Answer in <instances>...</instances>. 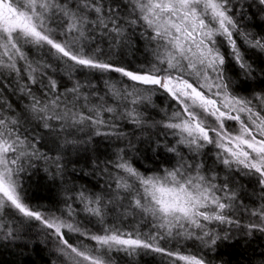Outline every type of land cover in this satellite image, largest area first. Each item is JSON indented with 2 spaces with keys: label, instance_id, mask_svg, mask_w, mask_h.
I'll use <instances>...</instances> for the list:
<instances>
[{
  "label": "snow or ice",
  "instance_id": "snow-or-ice-1",
  "mask_svg": "<svg viewBox=\"0 0 264 264\" xmlns=\"http://www.w3.org/2000/svg\"><path fill=\"white\" fill-rule=\"evenodd\" d=\"M246 6L255 7L264 21V0ZM244 8L245 0H0V76L7 74L9 84L15 79L29 99L17 113L0 96V242H23L24 227L35 221L42 226L45 246L54 244L51 264H116V254L134 256L140 250L161 254L170 264H212L204 255L184 252L183 242L214 249L218 241L232 239V228L245 236L264 233V94L234 93L216 39L227 40L234 60L250 75L252 65L234 34L261 52L264 37L241 27ZM137 33L151 47L152 61L146 69L132 70L113 56L131 47ZM60 67L70 80L79 71L102 77L117 73L132 83L106 78L101 95L90 81L88 91L76 80L61 91L53 76ZM156 91L176 105L159 122L176 138L167 147L178 157L173 167L147 175L118 156L115 175L109 172L112 191H80L72 198L95 218L96 231L77 219L71 204L56 214L28 202L25 175L38 161L52 159L40 148L45 137L37 128L52 133L56 122L62 132L88 128L91 135L119 137L118 120L146 123L139 105L151 102ZM32 121L37 123L30 131L24 125ZM228 121L237 122L238 129L230 130ZM209 145L227 170L222 180L201 159ZM60 159L52 160L58 173ZM237 177L255 178L259 192L252 204L242 200L244 186ZM110 213L115 214L111 223ZM129 217L133 223L125 226ZM220 225L229 228L218 230Z\"/></svg>",
  "mask_w": 264,
  "mask_h": 264
},
{
  "label": "trees",
  "instance_id": "trees-1",
  "mask_svg": "<svg viewBox=\"0 0 264 264\" xmlns=\"http://www.w3.org/2000/svg\"><path fill=\"white\" fill-rule=\"evenodd\" d=\"M251 0H245L244 15L238 17L241 27L251 32L254 37H264V21L257 15L255 7L248 8L246 5ZM237 46L242 52L247 63L252 65L253 71L246 75L231 54V48L224 37L218 36L217 44L221 53L225 56L224 71L226 77L231 82V87L235 94L252 98L255 94H264V52L247 45L244 40L234 34ZM107 50V42L102 45ZM38 54L33 51L32 56ZM113 60L132 70L146 69L152 61L151 47L146 41L139 39L138 33L132 38V46L122 50L120 54L113 56ZM55 66V61H52ZM5 76H0V96L10 102L17 110L22 112L29 103L28 97L21 94L13 79L9 84ZM57 79L60 90L79 80L85 89L89 81L103 95L105 92L104 79L111 78L113 83L123 82L131 85L132 82L120 77L117 73H109L101 76L98 72H75L72 79L68 78L63 67L53 73ZM22 84L23 81H20ZM141 89L144 86H138ZM35 91V88L33 89ZM39 96L40 93L37 92ZM175 102L163 94L156 91L151 95V102L139 105V110L143 113L146 121L141 126L131 124L127 120H118L121 136H95L90 134L88 128L82 131L68 129L60 131L59 125L53 122L56 131L49 133L47 130L37 128L36 131L45 137L40 148L52 158L49 161H38L36 167L30 169L24 178V187L27 200L33 207L47 210L49 213L59 214L67 211V204H71L79 213L77 219L92 231H96L95 218L83 212V206L76 197L80 191L86 194L106 195L112 191L107 185L112 183L109 172L115 175L112 165L117 161L118 156H123L135 168L144 174L152 175L160 172L164 168L173 167L178 157L167 151L169 145H175L176 138L167 129H164L159 122L166 119L167 115L175 109ZM36 121L25 124L30 131L36 128ZM71 133V135H69ZM76 140V144H65L64 140ZM59 145V147H57ZM182 147V146H181ZM217 149L209 145L203 150L201 159L207 168L215 171L222 180L227 175V170L216 161ZM187 156V149H184ZM59 156L62 171L57 172L55 163L52 162ZM111 162V164H109ZM108 172H105V167ZM211 174V173H210ZM237 182L243 185L240 193L242 200L246 204L256 201L259 192L258 185L254 177H237ZM127 204V201H124ZM115 214H109L108 221L111 223ZM243 223H248L247 216L242 217ZM133 221L129 217L125 226H129ZM228 229V225L218 226ZM27 235L23 242H0V264H51L56 261L54 254V244L48 243L45 246V237L42 226L39 222H31V225L24 227ZM223 235V233H221ZM232 239L217 242L214 249L201 247L198 242H183V251L204 255L212 264H264V233L253 232L251 236H245L244 230L232 228ZM75 241L78 238L73 236ZM85 243L88 241L85 240ZM25 244L27 246L25 247ZM172 247V245H166ZM116 264H170L169 258L158 254L140 250L134 256H125L122 253L116 254Z\"/></svg>",
  "mask_w": 264,
  "mask_h": 264
},
{
  "label": "rangeland",
  "instance_id": "rangeland-1",
  "mask_svg": "<svg viewBox=\"0 0 264 264\" xmlns=\"http://www.w3.org/2000/svg\"><path fill=\"white\" fill-rule=\"evenodd\" d=\"M227 126L229 127L230 130L236 131L238 129V123L235 121H228Z\"/></svg>",
  "mask_w": 264,
  "mask_h": 264
}]
</instances>
